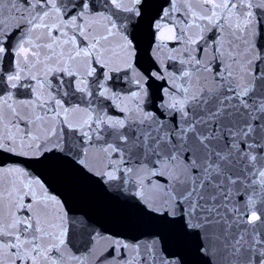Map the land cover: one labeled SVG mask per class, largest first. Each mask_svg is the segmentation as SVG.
I'll return each instance as SVG.
<instances>
[{"label":"snow or ice","instance_id":"obj_1","mask_svg":"<svg viewBox=\"0 0 264 264\" xmlns=\"http://www.w3.org/2000/svg\"><path fill=\"white\" fill-rule=\"evenodd\" d=\"M0 264H264V0H0Z\"/></svg>","mask_w":264,"mask_h":264},{"label":"water","instance_id":"obj_2","mask_svg":"<svg viewBox=\"0 0 264 264\" xmlns=\"http://www.w3.org/2000/svg\"><path fill=\"white\" fill-rule=\"evenodd\" d=\"M54 179H57L58 177H53ZM70 195L76 196L78 193L75 190L70 189L69 191ZM102 207V202L96 201L94 203H88L85 205V210H98Z\"/></svg>","mask_w":264,"mask_h":264}]
</instances>
